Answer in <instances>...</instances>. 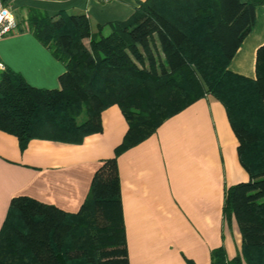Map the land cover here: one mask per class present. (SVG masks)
Segmentation results:
<instances>
[{
    "label": "trees",
    "instance_id": "trees-1",
    "mask_svg": "<svg viewBox=\"0 0 264 264\" xmlns=\"http://www.w3.org/2000/svg\"><path fill=\"white\" fill-rule=\"evenodd\" d=\"M262 5L147 0L125 22L95 31L84 15L31 11L16 33L33 36L65 73L59 89L46 90L6 69L0 131L23 147L31 139L78 144L101 132V113L113 105L128 129L115 156L94 174L78 212L28 197L11 201L0 230V264H129L116 158L206 96L224 106L249 175L247 183L226 190L223 206L225 219L237 224L240 251L228 260L222 247L215 249L211 264H264V46L255 79L228 69Z\"/></svg>",
    "mask_w": 264,
    "mask_h": 264
},
{
    "label": "crops",
    "instance_id": "crops-1",
    "mask_svg": "<svg viewBox=\"0 0 264 264\" xmlns=\"http://www.w3.org/2000/svg\"><path fill=\"white\" fill-rule=\"evenodd\" d=\"M147 0H4L17 26L31 11L56 18L84 15L98 26L125 22ZM245 3L248 0H239ZM18 28V27H17ZM106 31V30H104ZM17 32V31H16ZM0 40V60L32 87L55 90L65 67L30 34ZM264 46V5L228 69L255 79L258 50ZM102 130L81 143L19 139L0 131V230L11 201L28 197L76 213L93 176L127 132L117 105L101 113ZM238 141L224 106L203 97L166 120L146 140L116 158L129 264H211V252L223 248L237 256L242 238L234 219H225L228 188L249 181L238 158Z\"/></svg>",
    "mask_w": 264,
    "mask_h": 264
},
{
    "label": "built area",
    "instance_id": "built-area-1",
    "mask_svg": "<svg viewBox=\"0 0 264 264\" xmlns=\"http://www.w3.org/2000/svg\"><path fill=\"white\" fill-rule=\"evenodd\" d=\"M89 1H101L104 3L111 0H89ZM17 31V23L12 15L9 7L4 3V0H0V40L10 36ZM5 64L0 60V76L6 71Z\"/></svg>",
    "mask_w": 264,
    "mask_h": 264
},
{
    "label": "rangeland",
    "instance_id": "rangeland-1",
    "mask_svg": "<svg viewBox=\"0 0 264 264\" xmlns=\"http://www.w3.org/2000/svg\"><path fill=\"white\" fill-rule=\"evenodd\" d=\"M158 6H159V7L161 6L160 3H158ZM160 8H161V7H160ZM162 10H163L167 15H169V14H168V11L164 10L163 7H162ZM164 12H163V13H164ZM107 33H108V32H107ZM85 43L87 44V41H85ZM234 221H235V220H234ZM235 223H236V222H235Z\"/></svg>",
    "mask_w": 264,
    "mask_h": 264
}]
</instances>
